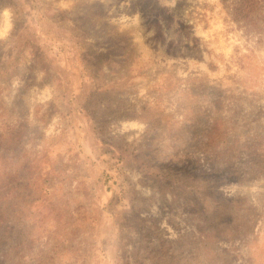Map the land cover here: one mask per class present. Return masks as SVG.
Wrapping results in <instances>:
<instances>
[{"label": "rangeland", "instance_id": "374dc122", "mask_svg": "<svg viewBox=\"0 0 264 264\" xmlns=\"http://www.w3.org/2000/svg\"><path fill=\"white\" fill-rule=\"evenodd\" d=\"M0 0V264H264V0Z\"/></svg>", "mask_w": 264, "mask_h": 264}, {"label": "trees", "instance_id": "16d2710c", "mask_svg": "<svg viewBox=\"0 0 264 264\" xmlns=\"http://www.w3.org/2000/svg\"><path fill=\"white\" fill-rule=\"evenodd\" d=\"M256 3V0H238L234 9V20L240 21L244 18H248L250 13L253 12Z\"/></svg>", "mask_w": 264, "mask_h": 264}]
</instances>
